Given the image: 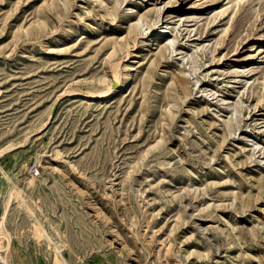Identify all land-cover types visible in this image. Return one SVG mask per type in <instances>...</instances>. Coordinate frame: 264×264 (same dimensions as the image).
Returning <instances> with one entry per match:
<instances>
[{
	"label": "rangeland",
	"instance_id": "1",
	"mask_svg": "<svg viewBox=\"0 0 264 264\" xmlns=\"http://www.w3.org/2000/svg\"><path fill=\"white\" fill-rule=\"evenodd\" d=\"M237 2L0 0L11 264H264V0Z\"/></svg>",
	"mask_w": 264,
	"mask_h": 264
},
{
	"label": "bare ground",
	"instance_id": "2",
	"mask_svg": "<svg viewBox=\"0 0 264 264\" xmlns=\"http://www.w3.org/2000/svg\"><path fill=\"white\" fill-rule=\"evenodd\" d=\"M242 0H238V4H240ZM152 23V22H151ZM140 28V29H139ZM135 29H139L138 33H135ZM132 33H135V37L138 35L141 37V39L145 42L141 47H147L151 48L152 43L160 38H164L172 34V28L167 24L165 27H160L155 24H149L144 23V21H139L134 27L131 28L129 34L132 35ZM130 35V37H131ZM133 37V36H132ZM131 37V38H132ZM136 40V39H135ZM171 46H173V41L170 43ZM138 48V46H135ZM130 53L126 51V57H129ZM120 61V60H119ZM118 60L112 64V72L115 78V84H118L117 77L119 72V66L120 62ZM110 92V90L105 89L103 90L99 95H107ZM76 93V92H75ZM80 96H86L85 93L79 92ZM12 146H9L2 151H0V156L5 154L6 152H10ZM4 176L6 177L7 184H8V190L7 194L4 197V207L2 212L0 213V263L2 264H11L9 260V253H11V246L13 243V235L10 233L8 229V221H9V215L13 207V201L16 199L21 203L28 215H35L33 206L30 202H27L23 197V191L20 189V187L17 185V181H15L14 178H11L4 173ZM29 179V178H28ZM35 179L34 177L29 179L27 181V187L31 188L35 186ZM45 235L46 232L44 231ZM41 232L39 230H35L33 233V236L37 239V241L42 240ZM48 249V247H47ZM13 264V263H12Z\"/></svg>",
	"mask_w": 264,
	"mask_h": 264
}]
</instances>
